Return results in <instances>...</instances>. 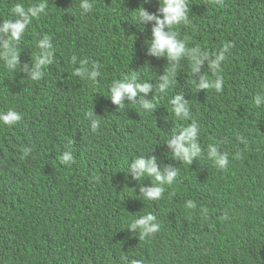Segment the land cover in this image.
Instances as JSON below:
<instances>
[{
	"label": "trees",
	"instance_id": "16d2710c",
	"mask_svg": "<svg viewBox=\"0 0 264 264\" xmlns=\"http://www.w3.org/2000/svg\"><path fill=\"white\" fill-rule=\"evenodd\" d=\"M21 2L40 0H0V20ZM79 2L47 0V15L26 29L22 65L31 67L37 41L52 37L54 61L42 79L0 61V111L22 116L0 123V264H264V106L254 103L264 92V0H188L190 23L175 31L189 47L211 54L234 45L222 64L223 90L198 91L185 59L176 82L154 95L153 113L127 100L119 108L109 87L122 74L155 83L167 72L166 57L147 54L155 22L135 23L138 8L155 13L159 0H94L83 15ZM81 60L98 66L95 82L73 75ZM201 71L215 80L207 64ZM181 93L189 120L172 111ZM89 112L100 121L96 131ZM192 120L202 152L188 165L166 141ZM210 144L227 154L225 168L208 157ZM68 150L74 162L63 164ZM138 155L178 170L158 201L139 195L154 177L127 172ZM149 212L160 229L140 238L129 224Z\"/></svg>",
	"mask_w": 264,
	"mask_h": 264
},
{
	"label": "clouds",
	"instance_id": "9594fccd",
	"mask_svg": "<svg viewBox=\"0 0 264 264\" xmlns=\"http://www.w3.org/2000/svg\"><path fill=\"white\" fill-rule=\"evenodd\" d=\"M149 2V0H145ZM217 4H223V0H215ZM47 0H40L25 6L24 3H15L10 9L11 19L0 20V61L9 72L23 71L27 73L33 81H39L45 75V68L54 61V45L52 37L45 34L37 41L36 47L39 49L35 58H32L31 67L28 63L21 64L19 55L20 44L25 35L26 29L34 19L47 15ZM94 8V0H80L79 9L81 14H87ZM190 6L188 0H159L157 12H150L144 7L138 8L135 14V23L147 25L155 22L151 27V37L147 41V54L156 58L166 57L168 70L159 75L155 83L142 81L137 73L122 74L121 78L113 80L109 87L111 101L124 108L125 100L129 104H139L140 108L153 113L156 105L153 97L156 93H165L175 82L178 70L182 68L181 61L187 59L191 73L192 83L196 89L207 90L214 88L216 92H222L224 80L221 75L222 64L226 59V54L234 47L232 42H225L216 53H209L199 46L189 47L186 40L181 39L175 28L180 25H187L189 20ZM77 62V57L72 56V63ZM207 64L209 71L215 75V80L210 81L201 71L202 66ZM80 67L74 69L73 75L81 79H88L95 82L101 75L98 66L93 64L89 69L88 61L81 60ZM151 98H147L149 93ZM254 103L257 107L264 106V92L254 96ZM172 111L176 118L189 120L191 118L188 99L183 94H176L171 100ZM95 112H89L91 129L96 131L100 126V121L95 119ZM22 120V116L14 109L0 111V123L6 126H13ZM200 126L198 122L192 120L187 126L180 128L166 141L167 147L174 159H178L188 165L192 164L201 156V146L198 142ZM29 149H24V155L29 154ZM207 155L214 161L216 166L223 169L228 165V156L219 151L216 145L210 144ZM63 164L74 162L71 150L65 151L61 156ZM128 173L131 178L139 181L142 177H154L158 183L150 185H140L139 195L150 201H158L164 194V184L171 185L176 179L178 170L171 165L161 167L157 163V157L138 155L128 165ZM189 207H193L189 201ZM129 227L139 233L140 238L155 234L160 229L157 218L151 212L135 218Z\"/></svg>",
	"mask_w": 264,
	"mask_h": 264
}]
</instances>
